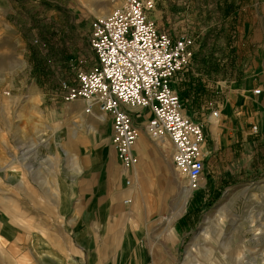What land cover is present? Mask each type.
<instances>
[{"label":"rangeland","instance_id":"obj_1","mask_svg":"<svg viewBox=\"0 0 264 264\" xmlns=\"http://www.w3.org/2000/svg\"><path fill=\"white\" fill-rule=\"evenodd\" d=\"M111 1L0 0V264H264V132L239 162L213 134L246 118L258 127L240 94L264 85V0H153L156 25L187 39L171 84L206 156L190 191L169 139L160 152L134 119L148 156L136 162L146 174L137 201L122 192L133 167L109 142V117L65 101L58 86L94 65L89 21ZM228 97L247 111L234 125L211 114Z\"/></svg>","mask_w":264,"mask_h":264},{"label":"built area","instance_id":"obj_2","mask_svg":"<svg viewBox=\"0 0 264 264\" xmlns=\"http://www.w3.org/2000/svg\"><path fill=\"white\" fill-rule=\"evenodd\" d=\"M152 7L153 0H117L111 10L94 16L88 33L94 65L75 73L73 80L60 79L58 86L65 101L81 100L84 112L97 109L109 117V142L126 168L137 162L134 119L150 137L165 135L173 149L172 165L191 191L203 169L202 128L182 112L171 84L188 58L187 39H173L159 28L150 15ZM252 92L258 93V87Z\"/></svg>","mask_w":264,"mask_h":264},{"label":"crops","instance_id":"obj_3","mask_svg":"<svg viewBox=\"0 0 264 264\" xmlns=\"http://www.w3.org/2000/svg\"><path fill=\"white\" fill-rule=\"evenodd\" d=\"M261 86H262L261 92L259 91L258 93H253L252 92L253 88L249 90L248 84L246 83L241 89L243 90V92L240 94V97H241L240 105L247 103L253 106V111H251L252 113L248 112L250 115L252 114L251 115L252 117H249V119L253 118L256 121L258 125L257 128L255 127L254 129L252 128L249 129L248 128L249 122L247 120L248 118H246L245 120L243 119H241V121L239 120L240 122L237 123V127L232 126L233 132H230V134L226 133L227 131L226 129L221 131L222 127H220L219 131H221V133L220 135H216V133L214 132V129L217 127L216 117H215L216 119L214 121L212 120L211 122L212 127L210 125L208 127L207 126L204 127V132H205L206 137H208V135L211 134V132H214L213 134L215 136V142L219 144L220 148L221 147L227 148L225 156L229 160L234 159L237 162H239L240 157L242 155L241 149L244 146L243 144H247V147L250 148L256 141L258 142L259 138L262 140L261 137L263 136V132H264V85H261ZM234 100H235V97L225 98L221 111L218 109V113H217V115L220 112L221 116H229V119L231 120L232 125L235 124L237 116H239L240 114L246 115L245 113H247V111L243 110L245 106H241L239 109H236L235 107L236 110H234L233 109ZM145 137H147L145 132L143 131L140 132V135L138 136L136 142H134L135 144H133V151L137 155V161H138V158H140L142 161L148 162L147 160L148 156L146 153ZM167 145H168V139L162 138V140H157V147L160 152L164 151ZM213 149H214V146H213ZM202 152L206 156V153H205L206 150L203 146H202ZM251 152L253 153V151ZM104 156H106L105 150L103 151V157ZM205 156L203 160V166L205 162ZM132 167H133L132 183L128 187L124 188L122 192H125L128 190V192H126V197L134 198V200L137 201V197L141 195L142 193L141 184L146 174L144 170L141 168V165L135 164Z\"/></svg>","mask_w":264,"mask_h":264},{"label":"trees","instance_id":"obj_4","mask_svg":"<svg viewBox=\"0 0 264 264\" xmlns=\"http://www.w3.org/2000/svg\"><path fill=\"white\" fill-rule=\"evenodd\" d=\"M191 83H192V81L188 82L187 85H185L184 83H182V85H181V84L179 83V84H178V90H179V92H180L181 94H183L186 88H188V89H189V87L194 88V86H193L194 83H192V84H191ZM192 92H194V89H193Z\"/></svg>","mask_w":264,"mask_h":264},{"label":"bare ground","instance_id":"obj_5","mask_svg":"<svg viewBox=\"0 0 264 264\" xmlns=\"http://www.w3.org/2000/svg\"><path fill=\"white\" fill-rule=\"evenodd\" d=\"M113 1V4H116V3H114V0H112ZM111 1V2H112ZM93 111H95V110H92L91 112H90V114L93 112ZM100 113H102V112H100ZM103 114V113H102ZM215 117V116H214ZM104 118V114L102 115V119ZM137 138H138V135L136 136V140H137ZM162 138H166L167 139V137L165 136V135H161V136H158L157 137V140H162ZM156 139V138H155ZM136 140H135V142H136ZM135 144V143H134ZM201 150H202V146H201ZM178 174H179V172H178ZM181 175V174H180Z\"/></svg>","mask_w":264,"mask_h":264}]
</instances>
